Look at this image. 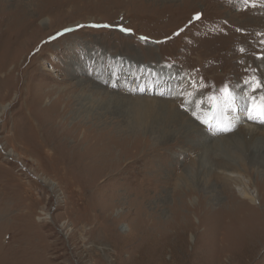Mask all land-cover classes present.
Returning <instances> with one entry per match:
<instances>
[{
  "label": "rangeland",
  "instance_id": "obj_1",
  "mask_svg": "<svg viewBox=\"0 0 264 264\" xmlns=\"http://www.w3.org/2000/svg\"><path fill=\"white\" fill-rule=\"evenodd\" d=\"M263 18L0 0V264H264Z\"/></svg>",
  "mask_w": 264,
  "mask_h": 264
},
{
  "label": "bare ground",
  "instance_id": "obj_2",
  "mask_svg": "<svg viewBox=\"0 0 264 264\" xmlns=\"http://www.w3.org/2000/svg\"><path fill=\"white\" fill-rule=\"evenodd\" d=\"M264 19V18H263ZM45 20H42V22H44ZM260 22H261V19H260ZM259 23V22H258ZM264 25V24H263ZM253 28L255 29V30H260L261 29V25H258L257 23L255 24V25H253L252 26V34L250 33V31L248 32V39L249 40H251V42H252V45H255V32H254V30H253ZM248 30H250L249 28H248ZM263 37H264V35L263 36H261V42H260V44H259V40H258V42H257V44H259V45H262L263 44V41H264V39H263ZM259 49H260V47H258V51H259ZM257 54H255V56H256ZM254 56V57H255ZM260 61V60H259ZM255 62H256V60H255ZM263 63V65H262V67H261V70H260V72H261V74L262 75H264V59H262V62H260V64H262ZM257 64V63H256ZM259 65V64H258ZM259 68V67H258ZM259 76V75H258ZM251 109V108H250ZM253 110V109H252ZM249 111V112H251L250 113V115L248 116V115H246V114H239V118H241V119H239V121L240 122H246V124H243L244 125V130H245V132L248 134V136L251 138V139H254L255 138V136H256V127H255V125L252 123V121H250L249 119H254V118H256V116L254 117L253 116V113H254V111ZM255 110V109H254ZM247 120V121H246ZM262 132V131H261ZM231 176H233V177H238L239 178V175H231ZM242 181V180H241ZM245 181V180H244ZM244 181H242L241 183H242V187L241 186H239V191H240V194H243V196L244 197H246L247 199H250L251 201H255L256 199H254V195H253V193L249 190V186H247L246 185V181L244 182Z\"/></svg>",
  "mask_w": 264,
  "mask_h": 264
},
{
  "label": "snow or ice",
  "instance_id": "obj_3",
  "mask_svg": "<svg viewBox=\"0 0 264 264\" xmlns=\"http://www.w3.org/2000/svg\"><path fill=\"white\" fill-rule=\"evenodd\" d=\"M195 19H197V20L200 19V14H199V13H197ZM122 30H123V31H128V29H122ZM176 34L179 35V33H176ZM144 39H147V38L145 37ZM224 92L227 94V93L229 92V89L225 88V89H224ZM262 111H264V110H262ZM226 130H227V129H226Z\"/></svg>",
  "mask_w": 264,
  "mask_h": 264
}]
</instances>
